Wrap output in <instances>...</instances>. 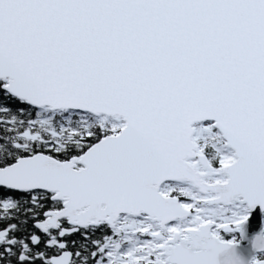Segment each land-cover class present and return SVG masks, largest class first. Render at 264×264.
<instances>
[{"label":"snow or ice","instance_id":"obj_1","mask_svg":"<svg viewBox=\"0 0 264 264\" xmlns=\"http://www.w3.org/2000/svg\"><path fill=\"white\" fill-rule=\"evenodd\" d=\"M250 216L264 0H0V264H219Z\"/></svg>","mask_w":264,"mask_h":264},{"label":"water","instance_id":"obj_2","mask_svg":"<svg viewBox=\"0 0 264 264\" xmlns=\"http://www.w3.org/2000/svg\"><path fill=\"white\" fill-rule=\"evenodd\" d=\"M262 231L261 222L255 221L250 216L249 221L242 225L240 232V243L234 245L236 255L242 264H250L255 253L259 252L253 247V240ZM242 233V234H241Z\"/></svg>","mask_w":264,"mask_h":264},{"label":"clouds","instance_id":"obj_3","mask_svg":"<svg viewBox=\"0 0 264 264\" xmlns=\"http://www.w3.org/2000/svg\"><path fill=\"white\" fill-rule=\"evenodd\" d=\"M219 264H242L233 247H226L219 255Z\"/></svg>","mask_w":264,"mask_h":264},{"label":"flooded vegetation","instance_id":"obj_4","mask_svg":"<svg viewBox=\"0 0 264 264\" xmlns=\"http://www.w3.org/2000/svg\"><path fill=\"white\" fill-rule=\"evenodd\" d=\"M261 225H262V230H264V223H261ZM233 236H234L235 241H236L235 244L240 243V240H241V239H240V232L234 233ZM233 236H229V237H227V238H233ZM261 256H264V253H262V252H257V253H255V254L253 255V257H257V258H259V257H261ZM253 257H252V259H253Z\"/></svg>","mask_w":264,"mask_h":264}]
</instances>
